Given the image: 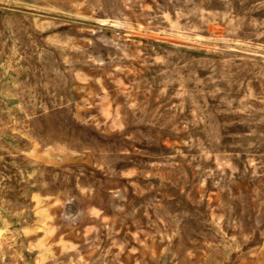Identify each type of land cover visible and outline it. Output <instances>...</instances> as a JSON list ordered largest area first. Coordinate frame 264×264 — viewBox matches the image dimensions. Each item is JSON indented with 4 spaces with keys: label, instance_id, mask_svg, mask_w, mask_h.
I'll return each instance as SVG.
<instances>
[{
    "label": "rangeland",
    "instance_id": "1",
    "mask_svg": "<svg viewBox=\"0 0 264 264\" xmlns=\"http://www.w3.org/2000/svg\"><path fill=\"white\" fill-rule=\"evenodd\" d=\"M0 264H264V0H0Z\"/></svg>",
    "mask_w": 264,
    "mask_h": 264
}]
</instances>
